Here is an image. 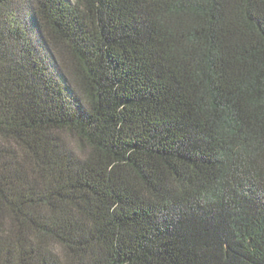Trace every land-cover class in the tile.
<instances>
[{
  "label": "trees",
  "instance_id": "obj_1",
  "mask_svg": "<svg viewBox=\"0 0 264 264\" xmlns=\"http://www.w3.org/2000/svg\"><path fill=\"white\" fill-rule=\"evenodd\" d=\"M0 264H264V0H0Z\"/></svg>",
  "mask_w": 264,
  "mask_h": 264
}]
</instances>
